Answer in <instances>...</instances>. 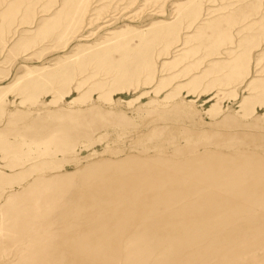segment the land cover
<instances>
[{
  "label": "rangeland",
  "instance_id": "1",
  "mask_svg": "<svg viewBox=\"0 0 264 264\" xmlns=\"http://www.w3.org/2000/svg\"><path fill=\"white\" fill-rule=\"evenodd\" d=\"M0 264H264V0H0Z\"/></svg>",
  "mask_w": 264,
  "mask_h": 264
}]
</instances>
